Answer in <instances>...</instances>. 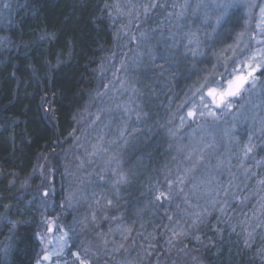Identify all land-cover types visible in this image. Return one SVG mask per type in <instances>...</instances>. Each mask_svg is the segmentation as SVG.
Listing matches in <instances>:
<instances>
[{"label":"trees","instance_id":"16d2710c","mask_svg":"<svg viewBox=\"0 0 264 264\" xmlns=\"http://www.w3.org/2000/svg\"><path fill=\"white\" fill-rule=\"evenodd\" d=\"M9 2L8 15L0 18V264H36L44 247L37 234L42 235L46 227L42 223L46 222L47 211L60 212L54 211L55 208L41 212L36 195L43 197L46 190L53 191L51 207L55 202H66L67 147L75 137L78 118L98 90L101 69L111 58L114 64L124 58L126 41L117 35L124 17H118L115 12L116 0ZM231 11L226 22L215 27L213 35L209 34L212 24L200 26L199 19L185 20V30L203 32L209 47L199 61L183 60L187 65H173L171 73H174L170 77L175 90L182 91L193 84L194 75L204 66L217 64L216 69L221 71L230 65L222 50L243 31L247 20L244 8ZM209 12L212 11L203 9V13ZM162 14L156 8L151 19L145 21L141 17L138 29H155L154 23ZM161 51L162 47L156 55L160 56ZM259 76L264 79L261 73ZM168 141L160 132L141 148L146 154L151 153V163L131 184L120 186L116 194L121 198L116 195L112 198L116 207L104 206L100 211L114 212L116 217L123 210L125 219L132 223L136 215L147 218L148 213L154 212L153 189L158 176L161 179L162 170L158 161L169 159ZM255 144V159L244 163L248 175H255L239 181L242 191L238 196L240 199L247 196L248 200L243 205L231 201L232 208L226 215L216 213L217 206L198 230L183 226L190 234L176 240L174 247L163 248V226H152L159 238L152 254L156 264H264V209L259 204L264 197V186L258 184L264 179V135ZM256 161L261 163L257 165ZM257 223L261 224L258 228ZM100 224L89 226L86 233L92 238H81L79 234L73 241L79 252L85 251L81 242H94L89 247L91 251L92 247L97 248L103 236L89 239L99 231L104 235L109 229L104 220ZM140 225L139 220L132 227L137 230ZM245 228L252 232L251 238L247 237ZM197 236L199 240L195 239ZM245 239L250 247L245 246ZM89 258L93 264L110 263L108 257L101 255Z\"/></svg>","mask_w":264,"mask_h":264},{"label":"rangeland","instance_id":"374dc122","mask_svg":"<svg viewBox=\"0 0 264 264\" xmlns=\"http://www.w3.org/2000/svg\"><path fill=\"white\" fill-rule=\"evenodd\" d=\"M138 2H144V0H138ZM158 2L165 7L160 8L163 14L161 18L158 16L160 19L158 18L154 23L156 25V38L148 42V44L138 38L141 30L136 25L139 24L141 19L138 21L133 20L132 27L126 28L124 26L128 25V17H124L123 22L117 27V35H121L124 41H126L124 45L126 48H123L125 53L122 55L124 58L122 59L121 57L118 64H114L111 58V60L109 59V63L101 69L100 75L102 79L99 81L98 90L78 118L75 137L67 147V164H64L66 168L64 174H68L67 185L69 187L65 196V204L55 202L54 206L51 207V203L54 201L53 191L50 193L46 190L43 197L39 194L36 195L40 199L41 212L46 208H55L54 211L60 210L59 213L47 211L46 222L42 223V226L46 227H44L41 235H46L45 243H47L48 239H51V248H55L57 238L61 235V228H63V231H68L71 237L68 241L69 247L65 248L61 256H53L49 261H41V264H56L57 261L60 264H79L75 257L71 255V252H79L73 246V241L79 234H81V238H92L87 236L86 232L89 230V226H102V224L98 225V222L101 220H104L105 226H108L109 229L104 235L99 231L94 236L95 238L89 239V241L97 240V238L103 236L96 248L99 251L93 247L91 251L89 248L91 244L94 246V242H81L84 249L87 250V253L85 251L79 252L81 258L91 261L90 256L101 255L104 258L108 257L110 259V263L103 262L102 264H156L152 254L156 250L157 239L159 238L155 236L156 230L152 229V226H163L161 246L166 248L170 246L167 241L172 238V233L168 229H179L181 226H188L191 223V220L183 216V213L176 208V204H181V207H184L180 199H176L172 204L165 203L163 207L153 206L155 208L154 212L148 213L147 218L136 215L134 217L136 220L133 223L140 220V226H142L137 230L132 227L133 223L130 220L125 219L123 210L120 215L116 216L120 217V219H112L114 212L100 210L104 206L105 208L108 207V209L111 208L106 202L109 199L112 200L115 195L117 198H121L112 187L114 176L111 169L115 167V161L113 160L112 164H109L108 161L112 160L113 157L121 159L123 171L128 173L129 184H131L133 179L137 178L139 173L142 172V169L145 170L149 163H151V153L146 154L141 148L150 144L154 135L156 136L160 132H162L163 136L165 134L169 139V145H173L170 149L169 159L164 158L158 161L162 166V170H160L161 179L157 175L161 186L169 169L175 172L177 167V161L172 159L173 156L177 155L175 146L177 144L188 145L195 143L198 140L200 132L197 131L196 136L192 137L193 130L201 127L211 131L216 138V142L220 145L219 151L214 156L225 161V163H227L230 157L232 172L238 177H242V167H239L240 158L242 157L241 148L248 141L250 132L254 130L253 121L250 118L253 111H261V109L250 110L247 113L249 119L246 120L242 116H234L232 114L235 113V108L232 109L231 113L223 109H217L211 104L210 98L205 97V103H208L209 107L221 117L219 121H213L211 118L204 119L197 117L195 120H189L183 127H180L179 120V116L186 115L187 111V107L181 108L180 105L191 96L195 88L199 87V84L203 83L205 78L215 79L221 84L226 83L228 73L232 72L234 67L233 60L231 59L233 53L229 50V46L222 50L223 56L229 58L230 65L227 66V70L224 67L223 70L218 71L216 69L217 64L204 66L203 70L194 75V83L188 85L189 87H185L182 91H177L172 87L173 81L170 77L174 73H171L174 69L173 65L177 64L176 66H180L183 63L187 65V62H183V60L199 61L200 55L204 54L209 47L207 40L202 35L203 32H196V36H199L198 38L201 41L196 50L201 54L193 57L187 51L185 45L188 43V40L185 36L194 32L185 30V20L188 18L190 20L199 19L197 23L200 22V26L212 24V30L209 31V34L213 35L216 33L215 27L217 26L215 23L218 12L216 5L226 2V0H187V7L185 9L180 8V5L184 4L185 0H158ZM170 2L172 3L170 4ZM208 2L209 4H207ZM245 2L257 5V7L252 9L254 19L249 21L247 28V33H251L255 29V17L259 16V8L264 6V0H245ZM121 3H123V0H121ZM173 4L176 5L175 8L172 7ZM8 5H10L9 0H0V18L8 15ZM203 9L212 12L206 14L203 13ZM247 11L244 8V12L247 13ZM168 12L173 13V15L168 17ZM180 12H183L182 16L177 15ZM161 21H165V23L161 24ZM4 23L6 22L4 21ZM213 28H215V31H213ZM202 29L204 28L202 27ZM243 31H245V25ZM160 33L163 35L161 36ZM136 34L138 35L136 36ZM133 36L136 37L135 40L132 39ZM237 36L238 34L230 46L235 47ZM245 39H247V34ZM149 46L154 54H158L157 49L162 47L161 55L168 60L167 63L161 61L159 58L156 60L157 65L163 63L165 68L170 67L172 69L166 72L163 77L159 75L158 69L150 68V59L147 54ZM192 47H195V45H192ZM154 70L156 71L152 74ZM221 74H223L224 79H221ZM259 74L260 72L258 71L255 75L260 80H264L260 78ZM121 81H126L124 87L121 86ZM133 83L137 84L140 92L144 93V95L134 97L130 87ZM105 85H108V87H105ZM149 86L155 90V95L152 94ZM193 99L197 103L199 102L198 97H193ZM253 99L255 103L261 104L264 101V94H259ZM125 106L134 110L125 112ZM140 108L150 113L143 124L136 121V111L140 110ZM262 108H264V105H262ZM125 123H127V130L125 135L121 137L120 133L124 129ZM161 124L165 127H159ZM149 127L152 129L150 133L146 131ZM169 128L176 132L174 137L169 135L167 131ZM133 129H135V132H133ZM226 131L230 133L229 136L225 135ZM128 133L132 134L128 135ZM260 135L259 132L256 133V136L253 138L254 143L260 139ZM181 137H184V139H180ZM233 137L235 140L232 139ZM125 141H127V144H125ZM97 149L100 150L97 151ZM103 149H106V151ZM94 151L96 154L92 155ZM215 163L216 159L214 158L212 161L214 175L217 174L214 168ZM203 171V168L198 169L196 175L201 176ZM102 177L103 179H101ZM228 178L227 171L220 176V179L225 183ZM97 200H99V203H97ZM212 211L213 209H210V212ZM99 213L100 216H98ZM93 214H95V219H93ZM169 215L173 216L172 221L167 219ZM177 220H180L179 225L176 224ZM185 220L188 221V224L184 223ZM49 223L53 225L51 233L47 232ZM72 227L77 229V234L74 235L69 231ZM118 228L120 230H117ZM126 228H131L132 230L130 235L124 232V235L128 236L127 240L123 239L121 235V231ZM110 229L112 230L111 232L109 231ZM105 239L108 241L106 246L103 243ZM120 244H123L124 248L120 249V251H115ZM91 264H93L92 261Z\"/></svg>","mask_w":264,"mask_h":264},{"label":"snow or ice","instance_id":"6c2138e0","mask_svg":"<svg viewBox=\"0 0 264 264\" xmlns=\"http://www.w3.org/2000/svg\"><path fill=\"white\" fill-rule=\"evenodd\" d=\"M7 7V5H5ZM165 6L158 2V0H144V2H138V0H116L114 4V9L117 16L128 17V25L124 27H132L133 20H140L141 17L145 21L151 19V14L156 8H164ZM173 8L176 7L175 4L172 5ZM187 7V0L184 4L180 5L181 9ZM246 8L248 11L246 13L248 19L245 21V31H242L238 34L235 47L229 46V50L232 51L234 67L232 72L228 73V78L225 84H221L215 79L205 78L203 83L199 84V87H196L192 92L191 96L183 101L180 105L181 108L187 107L186 115H180V127H183L185 123L189 120H195L197 117L208 119L211 118L213 121H219L221 117L217 115L212 108L209 107L208 103H205V97L210 98L211 104L217 109H223L228 113L232 112V109L235 108V113H232L234 116H242L246 120L249 119L247 113L253 109H261V111H253L252 116L250 117L253 121V129L248 135V141L241 148L242 157L240 158L239 167L244 168L243 178L238 177L235 173L232 172V161L229 157L227 163L220 160L218 157H215L214 154L219 151L220 145L216 142V138L211 131H208L204 128H199L193 130L192 137L196 136L197 131L200 132L198 140L195 143H190L188 145L177 144L175 146L176 156H173L172 159L177 161V167L175 172L169 169L167 175L164 177V183L161 186L159 181H157L156 186H154V203L158 207H163L165 203L172 204L176 199H180L184 207H181V204H176V208L179 209L183 216L188 217L191 220V223L188 224V221L185 220L184 223L188 224V228L199 229V226L204 224L207 217L211 215L210 209H217L222 215H226L229 209L232 208L231 201H238L243 205L248 197L245 196L243 199H240L238 193L242 191L240 183L238 181L247 180L251 177L248 175L249 169L244 167V161L248 159H255L254 153L257 148V145L254 143L253 138L256 136V133L264 135V101L261 104L254 102V97L259 94H264V80H260L255 74L259 71L262 76H264V6L259 8V16L255 17V29L251 33H247V28L249 21L254 19L252 9L257 7L254 3H247L245 0H226V2H221L216 5L218 12L216 14L215 23L217 26H220L222 22H226V17H229L230 10H236L238 8ZM168 17H171L173 13L168 12ZM182 16L183 12L177 14ZM207 22V21H205ZM161 24L165 21H161ZM139 27V24L136 25ZM159 27V25H158ZM215 31V28H213ZM127 35V33H125ZM247 34V39L245 36ZM162 36L163 34L160 33ZM140 39L148 44L151 40L156 38V29L151 31H141ZM185 38L188 40V43L185 45V48L188 52L191 53L193 57L200 55L201 53L197 52L201 41L196 36L195 33L186 34ZM133 40L136 39L135 36L132 37ZM195 45V47H192ZM147 54L150 59V68L158 69V73L161 77L168 71L172 69L165 68L164 64L157 65L156 60L159 58L165 63L168 62L167 58L164 56H157L151 50V47H148ZM227 70V65H225ZM221 79H224L223 74H221ZM126 81H121V86L124 87ZM108 87V85H105ZM134 97L142 96L144 93H141L137 84L133 83L130 85ZM152 94L155 95V90L151 89ZM193 97H198V103ZM190 105V106H189ZM139 107V106H138ZM134 109L125 106L124 111L129 112ZM150 115L149 112L144 111L142 108L136 111V121L141 124L147 119ZM99 119V117H97ZM171 123V121H169ZM159 127H165L163 124ZM127 130V123H125L124 129L121 131L120 135L123 137ZM148 133L152 131L151 127L146 130ZM170 136H175L176 132L172 131L171 128L167 129ZM135 132V129H133ZM206 133V134H205ZM132 133H128L131 135ZM226 136H229V132H225ZM180 139H184L181 137ZM235 140V138H232ZM127 144V141H125ZM173 145H169V148H172ZM100 149H97L99 151ZM106 151V149H103ZM231 151V150H229ZM94 151L92 155H95ZM179 157V159H178ZM216 159L214 165L215 171L217 174H213V159ZM113 160L115 161V167L111 169L114 179L112 181V187L115 192H119L121 185H126L130 183L129 175L123 171L122 161L117 157H113L112 160H109L108 163L112 164ZM257 165L261 161H256ZM203 168L201 176H197V170ZM228 172V179L226 183L220 179V176L223 173ZM251 175H255L252 173ZM103 179V177L101 178ZM258 184L264 186V179H260ZM246 187V185H245ZM203 201V203H201ZM99 203V200H97ZM107 205L116 207L113 204L111 199L107 200ZM260 208L264 209V197L260 198L259 201ZM235 211V209H232ZM183 218V217H182ZM93 219H95V214H93ZM112 219H120V217H112ZM169 221L173 220V216L169 215L167 217ZM219 219V218H218ZM241 224H244L245 221H241ZM176 224H180V220L176 221ZM261 224L257 223L255 227H260ZM117 230H120L119 228ZM172 233V238H170L167 243L171 246H175L173 241L179 240L183 237L188 236L189 231L181 226L177 228L168 229ZM231 230L235 232V226L231 227ZM255 229H253L254 231ZM53 231V225L48 224L47 232L51 233ZM74 235L77 234V229L72 227L69 229ZM112 231L111 229L109 230ZM131 228H126L121 231L123 239L127 240L128 236L124 235V232L131 234ZM247 234V237L251 238L252 232L248 231L247 228L244 229ZM38 238L43 247V253L40 255L36 261V264H41V261H49L53 256H61L64 253L65 248L69 247L68 241L71 238L68 231H63L61 228V235L57 238L56 247L51 248L52 240L48 239L45 243L46 235L41 236L39 234ZM199 240V236L195 237ZM104 245L108 244V241L103 240ZM246 247L251 245L248 242V239L244 241ZM151 247V245H150ZM124 245L120 244L115 251H120L123 249ZM125 251H127L125 249ZM87 253V250H85ZM150 254V253H149ZM71 255L79 262V264H91V261L86 258H81L79 252H71ZM56 264H60L59 261Z\"/></svg>","mask_w":264,"mask_h":264},{"label":"bare ground","instance_id":"6f19581e","mask_svg":"<svg viewBox=\"0 0 264 264\" xmlns=\"http://www.w3.org/2000/svg\"><path fill=\"white\" fill-rule=\"evenodd\" d=\"M168 157H170V155H168ZM215 212L217 213V212H218V210H215Z\"/></svg>","mask_w":264,"mask_h":264}]
</instances>
